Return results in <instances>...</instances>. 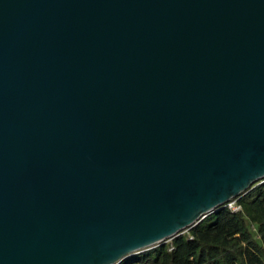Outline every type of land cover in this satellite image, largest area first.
Here are the masks:
<instances>
[{"label": "water", "instance_id": "obj_1", "mask_svg": "<svg viewBox=\"0 0 264 264\" xmlns=\"http://www.w3.org/2000/svg\"><path fill=\"white\" fill-rule=\"evenodd\" d=\"M264 182V0H0V264H119Z\"/></svg>", "mask_w": 264, "mask_h": 264}, {"label": "trees", "instance_id": "obj_2", "mask_svg": "<svg viewBox=\"0 0 264 264\" xmlns=\"http://www.w3.org/2000/svg\"><path fill=\"white\" fill-rule=\"evenodd\" d=\"M201 223L119 264H264V182L253 185Z\"/></svg>", "mask_w": 264, "mask_h": 264}, {"label": "built area", "instance_id": "obj_3", "mask_svg": "<svg viewBox=\"0 0 264 264\" xmlns=\"http://www.w3.org/2000/svg\"><path fill=\"white\" fill-rule=\"evenodd\" d=\"M233 201V200H231ZM229 202L228 203V207L232 210V211H237L240 209V206L236 203V201H233V202Z\"/></svg>", "mask_w": 264, "mask_h": 264}, {"label": "rangeland", "instance_id": "obj_4", "mask_svg": "<svg viewBox=\"0 0 264 264\" xmlns=\"http://www.w3.org/2000/svg\"><path fill=\"white\" fill-rule=\"evenodd\" d=\"M231 202H233V201H231Z\"/></svg>", "mask_w": 264, "mask_h": 264}]
</instances>
